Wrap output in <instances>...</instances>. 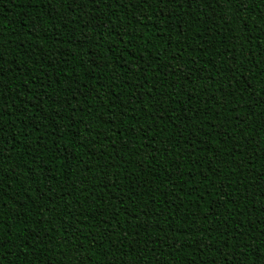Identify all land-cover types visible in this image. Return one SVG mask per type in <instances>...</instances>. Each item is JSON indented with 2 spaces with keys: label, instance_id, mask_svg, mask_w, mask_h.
Segmentation results:
<instances>
[{
  "label": "trees",
  "instance_id": "obj_1",
  "mask_svg": "<svg viewBox=\"0 0 264 264\" xmlns=\"http://www.w3.org/2000/svg\"><path fill=\"white\" fill-rule=\"evenodd\" d=\"M264 0H0V264H260Z\"/></svg>",
  "mask_w": 264,
  "mask_h": 264
},
{
  "label": "snow or ice",
  "instance_id": "obj_2",
  "mask_svg": "<svg viewBox=\"0 0 264 264\" xmlns=\"http://www.w3.org/2000/svg\"><path fill=\"white\" fill-rule=\"evenodd\" d=\"M260 264H264V256L260 258Z\"/></svg>",
  "mask_w": 264,
  "mask_h": 264
}]
</instances>
